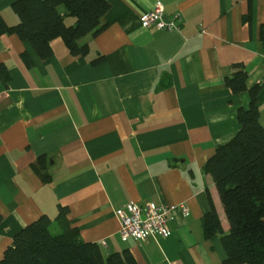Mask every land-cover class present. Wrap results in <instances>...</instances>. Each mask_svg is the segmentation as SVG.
<instances>
[{"label": "crops", "instance_id": "crops-1", "mask_svg": "<svg viewBox=\"0 0 264 264\" xmlns=\"http://www.w3.org/2000/svg\"><path fill=\"white\" fill-rule=\"evenodd\" d=\"M17 1L0 0L9 25L19 22ZM157 1L109 0L105 30L81 41L87 56L57 38L42 60L29 42L0 35V264L19 231L55 220L60 205L106 256L129 249L139 264H225L220 238L204 234L211 201L230 230L205 166L250 105L248 92L225 84L234 64H245L248 87L261 85L264 126V0H159L167 20L181 16L180 30L165 32L142 27ZM41 156L49 182L34 169ZM131 202L172 206L170 236L123 241L117 211Z\"/></svg>", "mask_w": 264, "mask_h": 264}, {"label": "trees", "instance_id": "trees-1", "mask_svg": "<svg viewBox=\"0 0 264 264\" xmlns=\"http://www.w3.org/2000/svg\"><path fill=\"white\" fill-rule=\"evenodd\" d=\"M76 18L74 26H67L59 7ZM109 0H18L12 9L19 17L16 25H9L0 13V35H17L29 42L37 55L46 60L53 56L52 41L62 38L73 56H87L88 43L81 41L105 30L104 18L109 12ZM23 59L28 66L32 60ZM101 55L94 64L101 63ZM225 76V84L233 94L248 92V108H240L237 120L239 132L228 143L218 146L208 160L205 172L211 175L224 206L230 230L224 232L221 219L211 201V210L203 225L206 238L218 236L227 252L225 264H264V126L260 122L258 94L261 85L248 87L245 64L232 66ZM6 67L0 65V75ZM41 156L34 169L44 182L51 175L42 169ZM69 208L58 207L55 220L48 216L19 231L5 251L1 264H139L134 254L125 249L105 255L98 243L85 242L77 228L70 224ZM59 229L52 232L53 225Z\"/></svg>", "mask_w": 264, "mask_h": 264}, {"label": "built area", "instance_id": "built-area-1", "mask_svg": "<svg viewBox=\"0 0 264 264\" xmlns=\"http://www.w3.org/2000/svg\"><path fill=\"white\" fill-rule=\"evenodd\" d=\"M181 16L176 15L167 20L165 7L161 1H157L154 8L142 16V27L147 30L160 32L180 30ZM1 84V81H0ZM172 206L162 202L156 204L148 202L142 206L131 202L117 211L120 221V236L123 241L135 240L146 242L151 237L166 238L171 234L170 221L172 220ZM184 213L188 208L184 206ZM102 246H106L102 243Z\"/></svg>", "mask_w": 264, "mask_h": 264}, {"label": "rangeland", "instance_id": "rangeland-1", "mask_svg": "<svg viewBox=\"0 0 264 264\" xmlns=\"http://www.w3.org/2000/svg\"><path fill=\"white\" fill-rule=\"evenodd\" d=\"M55 231H56V232H55ZM52 232H53L54 234H57V230L54 229V228H53ZM58 233H59V232H58Z\"/></svg>", "mask_w": 264, "mask_h": 264}]
</instances>
